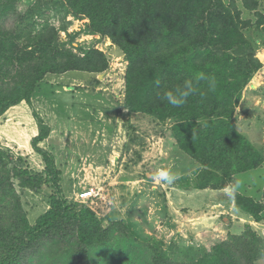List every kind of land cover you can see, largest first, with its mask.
<instances>
[{
	"label": "rangeland",
	"instance_id": "374dc122",
	"mask_svg": "<svg viewBox=\"0 0 264 264\" xmlns=\"http://www.w3.org/2000/svg\"><path fill=\"white\" fill-rule=\"evenodd\" d=\"M235 5L242 8L240 0ZM258 10L264 12V0H260ZM0 30L8 33L18 52L33 51L34 44L41 43L45 46L43 59L54 61L56 71L69 69L45 76L38 85L49 90L45 97L31 99L30 104L21 102L0 115V217L10 216L11 222L20 225L23 217L32 226L47 211L53 190L45 185L38 191L25 189L17 172L27 169L35 175L43 171V158L32 140L38 133L47 132L36 146L53 156L67 204L75 211L89 204L105 227L109 222H120L112 226L113 255L106 256L107 247H101L95 251L92 264H135L133 241L143 249L141 261L148 264L153 248L165 258L188 263L232 235H242L248 226L264 240V221L257 223L242 214L234 205V192L230 195L227 191L228 185L223 191L208 189L201 194L185 185V178L194 179L198 163L194 161L192 166L193 160L178 150L172 137L173 121L159 122L146 114L128 112L124 104L126 58L108 37L93 31L87 18L75 16L61 0H16L13 11L0 18ZM246 35L255 42V55L257 59L260 55L263 66L241 93L234 113L237 117L232 118L238 119L237 124L232 122L237 131L244 115L245 119L255 116L254 121L264 125V33L251 30ZM40 51L38 48L35 54L39 56ZM94 52L101 56L96 60L100 58L106 65L102 72L78 71L73 69L75 63L65 65L76 58L77 67L94 69L86 59L96 55ZM26 69L9 66L7 73L12 77L2 76L0 92L15 89L19 81L14 75L26 73ZM72 93L78 96L75 107L67 103ZM93 129L103 136L96 138ZM256 130L246 135L245 129L240 134L264 159V127L257 126ZM158 168L170 169L179 179L172 185L156 183L151 175ZM240 180L256 185L251 198L262 200L264 168L244 174ZM9 185L19 199L21 215L12 211L15 201L8 197ZM89 190L97 194L94 200L85 203L77 199ZM124 246L132 249L125 251L126 257L121 252ZM32 262L25 264H35L37 258ZM258 264H264V255Z\"/></svg>",
	"mask_w": 264,
	"mask_h": 264
},
{
	"label": "trees",
	"instance_id": "16d2710c",
	"mask_svg": "<svg viewBox=\"0 0 264 264\" xmlns=\"http://www.w3.org/2000/svg\"><path fill=\"white\" fill-rule=\"evenodd\" d=\"M235 1L61 0L75 16L87 18L95 33L108 37L124 54L127 61L124 104L128 112L146 114L159 122L173 121L172 137L177 148L199 165L194 179H184L185 185L197 190L225 189L234 175L258 169L264 161L262 154L232 123L242 91L263 66L256 58L255 42L246 31L264 33V12L258 10L260 0H240L241 9ZM15 4L16 0H2L0 18L13 11ZM245 14L249 17H244ZM15 45L8 33L0 30V80L3 81L2 76L12 77L7 73L9 66L27 68L22 76L14 75L19 81L15 89L0 92V115L21 102L30 104L47 74L69 70L56 71L54 61L43 59L45 46L41 43H35L33 51L23 52H18ZM38 48L39 56L35 54ZM57 53L62 55L60 51ZM94 53L86 57L94 69L77 67L76 58L67 60L65 65L75 63L73 69L78 71L102 72L106 65ZM97 57L100 58L96 60ZM185 81L192 82L193 93L183 105L171 106L163 99L164 94L175 93ZM46 137L47 132H40L32 140L43 158V171L35 175L27 169L17 172L19 184L25 189L38 191L45 185L53 190L48 209L32 226L23 217V225L11 222L10 216L6 217L8 220L0 217V264H25L31 259L34 262L35 257V264H92L95 251L101 247H107L106 256H112L115 234L112 226L120 222H109L105 227L87 204L77 211L67 204L53 156L36 146ZM2 164L6 166L4 161ZM6 191L15 201L13 213L21 215L12 186ZM261 193L260 201L233 194L234 205L257 223L264 221V187ZM229 239L188 263L165 258L153 248L151 262L148 256L146 263L258 264L264 255V240L249 226L242 235ZM132 244L137 250L133 252L135 264H144L143 249L134 241ZM129 249L132 251L124 246L121 252Z\"/></svg>",
	"mask_w": 264,
	"mask_h": 264
},
{
	"label": "crops",
	"instance_id": "0c3cea01",
	"mask_svg": "<svg viewBox=\"0 0 264 264\" xmlns=\"http://www.w3.org/2000/svg\"><path fill=\"white\" fill-rule=\"evenodd\" d=\"M264 54H261V56H263ZM258 59L260 60V62H263L262 61V59L260 58V55L258 54ZM248 87H250V86H248ZM41 88V87H40ZM48 91L49 90H45L44 88L43 89H38V90H36V92L34 93V96L32 97V100H34V99H36V98H38V97H45L47 94H48ZM52 92H54V91H52ZM51 92V93H52ZM56 92H57V90H56ZM71 92V91H70ZM252 93H255V90L254 91H252ZM247 94V99H248V96H249V93H247V89H246V92H244V95H246ZM256 94V93H255ZM50 96V95H49ZM78 96L77 95H75L74 93H72L71 94V98H72V100H68L67 101V103L70 101V104H72L71 106H74L75 107V105H74V103L75 102H77V101H75V98H77ZM241 101V100H240ZM240 103V102H239ZM69 104V103H68ZM234 116H236L237 117V114L235 115L234 114ZM247 116V115H246ZM245 115H244V117L241 119V122L242 123H239V125L241 126V129L239 130L238 129V132L239 133H241V132H243L245 129H246V135H249V133L252 131V130H256V127L257 126H262V127H264V125H263V123H262V125L260 124V122L259 121H254L255 120V116H250L248 119H245V117H246ZM235 117V119H233L232 120V122L234 123V124H237L236 123V121L238 120L237 118ZM246 120V121H245ZM93 131L95 132V136H96V138H99L100 136L102 137L103 136V134H102V132L100 131V130H94L93 129ZM100 131V132H99ZM257 131V130H256ZM242 134V133H241ZM179 150V149H178ZM189 162H192L191 160H189ZM192 166H194V160H193V165ZM188 167V166H187ZM194 168V167H193ZM264 167H259L258 169H260V170H262ZM258 169H255V170H258ZM252 171H254V170H252ZM251 171H248V172H244V173H241V174H237V175H235L234 177H233V180H232V182L228 185V186H233V187H235V191H234V193L236 192V193H240V194H243V195H245V196H248V197H251V195H252V193H253V189H255L256 188V185H254L253 183V185H251V183H244V181H242V180H240L241 179V177L242 176H244V174H247V173H250ZM236 181H239V186L237 187L236 186ZM229 188V187H228ZM252 188V189H251ZM251 189V190H250ZM263 189V188H262ZM208 189H205V190H191V192H198L199 194H201V193H203V192H206ZM223 190H225V189H222V191ZM180 191H183V190H180ZM190 191V190H189ZM209 191H213V192H218V191H220V190H210L209 189ZM243 214V213H242ZM245 215V214H244Z\"/></svg>",
	"mask_w": 264,
	"mask_h": 264
},
{
	"label": "clouds",
	"instance_id": "9594fccd",
	"mask_svg": "<svg viewBox=\"0 0 264 264\" xmlns=\"http://www.w3.org/2000/svg\"><path fill=\"white\" fill-rule=\"evenodd\" d=\"M193 85L191 81H185L182 88H177L175 93L173 91H167L163 99H165L168 104L173 107H179L183 105L186 99L193 93ZM151 179L156 183H164L167 185H172L175 181L179 179V175L172 172L170 169L158 168L152 175ZM236 186H239V181H236ZM231 195L235 191V187L229 186L227 189Z\"/></svg>",
	"mask_w": 264,
	"mask_h": 264
},
{
	"label": "built area",
	"instance_id": "2783aa9c",
	"mask_svg": "<svg viewBox=\"0 0 264 264\" xmlns=\"http://www.w3.org/2000/svg\"><path fill=\"white\" fill-rule=\"evenodd\" d=\"M97 194L94 192V190H89V191H83L78 195V200L81 202H89L94 200L95 196ZM89 206V204H87ZM90 207V206H89ZM92 208V207H91Z\"/></svg>",
	"mask_w": 264,
	"mask_h": 264
}]
</instances>
